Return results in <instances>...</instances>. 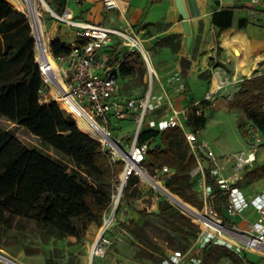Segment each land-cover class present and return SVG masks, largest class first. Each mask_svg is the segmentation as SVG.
I'll return each mask as SVG.
<instances>
[{
	"label": "trees",
	"instance_id": "1",
	"mask_svg": "<svg viewBox=\"0 0 264 264\" xmlns=\"http://www.w3.org/2000/svg\"><path fill=\"white\" fill-rule=\"evenodd\" d=\"M60 2L54 0L57 13L63 15L64 5ZM235 10L227 7L214 12V25L231 27ZM240 25L243 27L244 22ZM156 45L170 46L177 53L181 47L180 35L162 38ZM52 52L55 57L68 55L70 46L57 41L52 44ZM113 57L109 64L119 65L120 75L127 76L136 70L142 77L145 75V63L139 53H128L123 60ZM42 86L29 20L8 0H0V117L27 129L44 147L60 156L30 148L0 127V227H9L15 218H20L35 222L44 233L80 240L91 225L102 226L105 215L111 210L114 186L123 162H112L97 140L103 138L99 128L91 122L83 117L75 121L56 101L41 102ZM229 107L243 111L264 137V75L244 79ZM206 123L199 108L194 106L189 110L187 127L190 130H203ZM239 127L242 130V125ZM243 136L246 137V133ZM158 139L159 145L152 148ZM138 144L148 146L144 166L149 172L155 174L164 167L172 169L173 175L167 179L165 187L184 202L203 209L201 193L193 184L199 166L182 128L168 126L163 130L142 131ZM241 179L249 184L264 179V165L256 164ZM206 180L213 190L218 214L228 220L225 212L228 198L209 171ZM138 184V178L132 177L124 198H128ZM160 207L165 210L163 204ZM160 215L174 232L196 238L197 226L186 223L183 215L171 217L163 212ZM134 224L132 220L123 226L135 234ZM220 248L234 264H254L247 261V256L242 257L227 247ZM210 249H204L203 253Z\"/></svg>",
	"mask_w": 264,
	"mask_h": 264
},
{
	"label": "built area",
	"instance_id": "2",
	"mask_svg": "<svg viewBox=\"0 0 264 264\" xmlns=\"http://www.w3.org/2000/svg\"><path fill=\"white\" fill-rule=\"evenodd\" d=\"M74 1L80 4L82 0ZM250 2L252 5L259 3L258 0ZM103 4L106 10H116L121 14H124L129 6V3L123 0H103ZM48 11L67 25L77 28L78 32L75 40L69 45L70 53L55 57L34 14L29 9L28 13L23 11L32 28L36 62L43 79V86L39 91L41 102L48 103L53 100L59 103L58 100L62 99L75 105L92 124L102 128L104 137L97 140L101 142L104 152L111 156L112 162H123V169L114 186L111 210L104 217L100 226L101 233L91 251L90 262H93L97 257H104L111 245L109 233L131 178L136 177L140 181L151 176L144 166L148 146L138 144V136L143 130L147 115L161 108L165 102L171 104L169 92L185 91L187 85L182 74L177 72L163 84V92H154L158 73L154 68L151 52L145 47L142 36L126 18L124 27L114 28L69 20L51 7ZM115 39H119L129 53H139L145 61L149 82L148 90L142 98H128L119 94V65L110 66L111 56L106 51ZM226 86V82L221 81L217 90L207 94L204 101L215 100L217 94ZM235 95L236 93L229 94L228 99L233 100ZM173 113L168 126L182 128L197 160L198 170L203 175L201 199L204 207L198 210L187 203L195 215L185 214L199 227L193 247L187 252L174 251L157 264H203V250L220 246L239 254L256 253L264 256V191L251 198L236 186L247 170L259 162V153L264 149L262 133L256 126L250 125L246 133V149L220 156L201 138V130L194 132L187 127V116L184 112L174 109ZM127 119L136 122L137 132L131 144L124 146L113 137L112 122L114 120L116 124ZM207 171L228 198L225 210L228 219L233 220L249 208L255 209L260 218L248 222L244 229L231 226L219 218L212 198L213 190L207 184ZM173 172L169 167H164L161 171L166 179L170 178ZM0 264L20 262L0 250Z\"/></svg>",
	"mask_w": 264,
	"mask_h": 264
},
{
	"label": "crops",
	"instance_id": "3",
	"mask_svg": "<svg viewBox=\"0 0 264 264\" xmlns=\"http://www.w3.org/2000/svg\"><path fill=\"white\" fill-rule=\"evenodd\" d=\"M60 1L64 5L62 14L69 20L121 28L125 26L124 19L126 18L142 36L144 45L148 50L153 43L167 36L180 35L181 43L184 37L183 19L172 0H123L129 3L124 14L116 10H106L103 0H82L80 4H77L74 0ZM209 1L210 4L204 16L206 27L199 58L193 62L188 76L184 77L187 89L185 91L171 90L169 92L171 104L165 102L161 108L150 112L142 131L163 130L168 127V121L173 117L174 109L184 112L188 120L189 110L196 106L207 119L205 128L201 130V138L209 143L210 148L217 155L222 156L246 149V138L237 123L239 117L246 119V115L243 111L230 109L228 96L239 91L244 79L264 75V0H258L257 5H252L250 0ZM227 7L236 8L232 26L229 28L217 27L213 23L214 12ZM67 13H69V17L66 16ZM242 21L244 22L243 27L240 25ZM44 27L46 40L51 49L52 44L57 41L70 45L75 40L78 32L77 28L69 25L54 26L56 35L53 37L48 30L47 23H44ZM158 48L161 51L155 54L157 57L155 61L152 58V62L158 73V79L154 84V92L161 93L163 92V84L181 71L180 60L182 54L181 47L177 53L167 45ZM106 51L109 52L111 59L116 56L120 60H123L125 55L129 53L119 39H115L106 48ZM135 74H138L141 79L144 78L146 90L141 94L135 88L129 89L127 93L124 92L123 78H131ZM221 81L226 82L225 89L217 94L215 100L204 101L207 94L217 90V86ZM148 82L147 67L143 77L138 70L127 76H122L119 73V94L128 98H142L148 90ZM58 101L60 107L71 113L73 112L72 104L67 101L61 103L60 99ZM76 110L84 119H87L78 108ZM210 113L214 115L211 121L216 126L222 125L225 122L224 118L228 120L229 127L236 131V141L237 144L242 145L241 149L233 151V153H226V147L230 141L224 139L221 132L216 134L205 132L210 120ZM128 120L131 119L125 121ZM131 121L136 124L134 120ZM157 142L159 144L160 139ZM161 174L163 175V173ZM263 187L264 179H261L252 184L250 188L243 189V191L248 197L252 198L263 192Z\"/></svg>",
	"mask_w": 264,
	"mask_h": 264
},
{
	"label": "rangeland",
	"instance_id": "4",
	"mask_svg": "<svg viewBox=\"0 0 264 264\" xmlns=\"http://www.w3.org/2000/svg\"><path fill=\"white\" fill-rule=\"evenodd\" d=\"M45 1L49 7L57 11V5L54 4L53 0ZM10 3L18 10L28 13V8L17 6L12 2ZM36 16L35 18L37 20L40 19L42 22L47 23L48 30L53 37L56 35L54 26L62 27L63 25H67L53 16L41 4H39V12ZM66 16L69 17V13ZM158 47L156 43L150 46L149 50L153 61L157 57L155 54L161 51ZM123 79V89L126 93L132 88L138 89L137 92L140 94L146 90L144 78L141 79L138 74H135L131 78ZM58 105L60 106L59 103ZM72 107V113L62 107L60 108L71 114L75 121L76 119H80V117L82 118V115L76 110L77 107L73 104ZM209 116L210 120L205 132L213 134L221 132L223 138L230 141L226 147V153H233V151L241 149L242 145L237 144L236 141V131L229 127L230 123L228 120L224 118L225 122L220 126H216L211 121L214 115L210 113ZM237 123L238 125H242V133H247V129L252 125L250 121L241 117L238 118ZM0 127L14 134L30 148H38L43 153L50 154L53 157H60L53 149L44 147L40 139L27 129L3 117H0ZM112 132L113 137L124 146L130 145L136 136L137 125L131 120L120 121L114 124L113 120ZM158 145V142H156L151 147L156 148ZM256 164L264 165V149L260 151L259 162ZM150 174L160 184L154 183L152 185L148 180H140L138 186L127 196L128 198L125 197L122 199L116 211L114 225L109 233L111 245L104 257H97L93 262H90L93 245L101 233L100 226L91 225L85 237L79 240L75 237H57L47 232L44 233L35 222L20 218H15L9 227L4 225L0 227V250L23 264H157L162 258L167 257L174 251L187 252L194 245V236L174 232L164 222L160 214L163 212L171 217H180V215H183L186 218V223L191 222L197 228L199 227L197 223H194L178 207V205L182 207L178 196L171 193L169 189H164V184L167 181L166 177L160 172ZM193 184L201 193L203 175L200 171L195 173ZM237 184L241 189L250 188L252 185L244 179H239ZM159 190L162 192L169 191L171 195L167 197ZM162 204L165 209L164 211L160 209ZM218 217L224 219L231 226L235 225L244 229L248 222L258 220L260 215L255 209L249 208L233 220H227L225 219L226 216L224 218L219 214ZM132 220L135 221V224L132 226L136 232L135 234L123 226L124 224H129ZM144 239L148 240V243ZM202 254L203 264H234L220 247H213L208 253ZM240 255L242 257L247 256V261L250 260L254 264H264L263 255L256 253Z\"/></svg>",
	"mask_w": 264,
	"mask_h": 264
},
{
	"label": "water",
	"instance_id": "5",
	"mask_svg": "<svg viewBox=\"0 0 264 264\" xmlns=\"http://www.w3.org/2000/svg\"><path fill=\"white\" fill-rule=\"evenodd\" d=\"M182 17L184 37L181 43L180 73L187 77L193 62L199 58L200 47L205 33V12L209 0H172ZM92 137V136H91ZM96 139V138H95ZM165 190H168L164 187Z\"/></svg>",
	"mask_w": 264,
	"mask_h": 264
},
{
	"label": "bare ground",
	"instance_id": "6",
	"mask_svg": "<svg viewBox=\"0 0 264 264\" xmlns=\"http://www.w3.org/2000/svg\"><path fill=\"white\" fill-rule=\"evenodd\" d=\"M10 2H12L13 4L17 5V6H20V7H23V8H28L29 10H31V12L34 14L35 17L36 14L39 12V4H41V6H44L47 10H50V7L48 6V4L46 3L45 0H9ZM65 17V16H64ZM66 18V17H65ZM36 19V18H35ZM37 20V19H36ZM39 22V25L42 29V31L45 33V27H44V23L39 19L37 20ZM52 60V59H51ZM53 61V60H52ZM217 81V80H216ZM216 85H217V82H216ZM219 85V84H218ZM218 87V86H217ZM55 89V87H54ZM61 103H65L66 100H62L60 99ZM79 109V108H78ZM80 110V109H79ZM81 111V110H80ZM82 112V111H81ZM83 113V112H82ZM84 114V113H83ZM85 116V115H84ZM86 117V116H85ZM88 119V118H87ZM92 124V123H91ZM94 125V124H93ZM95 127H97L96 125H94ZM99 128L102 136L104 137V132L102 130V128L100 127H97ZM152 185L154 183H158L160 184L158 181H156L154 179V177L150 176L148 178H146ZM160 191V190H159ZM161 192V191H160ZM162 194H164L165 196L169 197L171 195L170 192H161ZM179 198V197H178ZM180 199V198H179ZM183 203H184V206L181 207L180 205H178V207L186 214H192V215H195L194 212H192V209L190 208V206L184 202L182 199H180ZM20 262V261H18ZM20 264H23L20 262Z\"/></svg>",
	"mask_w": 264,
	"mask_h": 264
}]
</instances>
